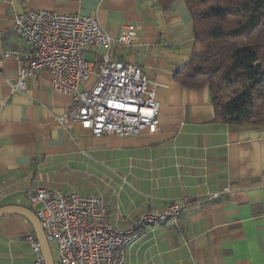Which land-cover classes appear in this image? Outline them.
<instances>
[{"label": "crops", "instance_id": "0c3cea01", "mask_svg": "<svg viewBox=\"0 0 264 264\" xmlns=\"http://www.w3.org/2000/svg\"><path fill=\"white\" fill-rule=\"evenodd\" d=\"M39 10L95 18L113 39L124 26L137 27L133 45H114L112 52L156 86L155 135L96 138L63 124L74 102L52 90L47 71L29 78L26 91L13 90L29 53L14 20ZM193 49L183 0L166 11L156 0H0V208L33 212L27 195L37 189L97 195L111 223L130 230L174 203L184 208L178 224L142 226L127 264H264V128L216 121L208 89L191 92L176 83ZM103 53L87 52L85 59ZM96 81L94 73L82 89ZM32 234L20 216L0 220V264H34Z\"/></svg>", "mask_w": 264, "mask_h": 264}, {"label": "built area", "instance_id": "2783aa9c", "mask_svg": "<svg viewBox=\"0 0 264 264\" xmlns=\"http://www.w3.org/2000/svg\"><path fill=\"white\" fill-rule=\"evenodd\" d=\"M13 25L17 37L29 48L28 68L18 73L14 91H26L29 78L47 71L52 90L69 95L74 102L61 120L63 124L74 123L96 138L157 133L160 107L156 86L142 69L116 59L112 52L114 45L131 47L137 27L124 26L119 38L113 39L95 18L45 10L17 15ZM97 49L104 53L94 62L87 61L85 54ZM7 56L23 58L18 51ZM94 73L95 85L82 90ZM228 192L227 188L223 193ZM27 200L37 209L51 250L56 249V264H127V249L139 239L142 226L169 221L177 225L184 215L183 207L170 203L157 215L142 216L133 229L122 230L111 223L108 206L97 195L37 189ZM27 241L34 264H45L36 236L29 235Z\"/></svg>", "mask_w": 264, "mask_h": 264}, {"label": "trees", "instance_id": "16d2710c", "mask_svg": "<svg viewBox=\"0 0 264 264\" xmlns=\"http://www.w3.org/2000/svg\"><path fill=\"white\" fill-rule=\"evenodd\" d=\"M166 11L176 0H156ZM194 49L176 71L185 90L208 89L216 121L264 128V0H183Z\"/></svg>", "mask_w": 264, "mask_h": 264}, {"label": "water", "instance_id": "95a60500", "mask_svg": "<svg viewBox=\"0 0 264 264\" xmlns=\"http://www.w3.org/2000/svg\"><path fill=\"white\" fill-rule=\"evenodd\" d=\"M8 216H20L24 218L33 228L35 236L41 247L42 256L44 258L45 264H56L55 259L52 254L50 245L45 237V232L36 216V214L24 207L20 206H8L0 208V220Z\"/></svg>", "mask_w": 264, "mask_h": 264}, {"label": "rangeland", "instance_id": "374dc122", "mask_svg": "<svg viewBox=\"0 0 264 264\" xmlns=\"http://www.w3.org/2000/svg\"><path fill=\"white\" fill-rule=\"evenodd\" d=\"M85 85H87V83L85 84ZM83 87V86H82ZM84 89V88H83ZM82 89V90H83ZM32 207V206H31ZM32 210H33V212H36L37 211V209L35 208V207H32L31 208ZM52 254H53V257H54V259H55V262L57 263V252H56V249L55 248H52Z\"/></svg>", "mask_w": 264, "mask_h": 264}]
</instances>
